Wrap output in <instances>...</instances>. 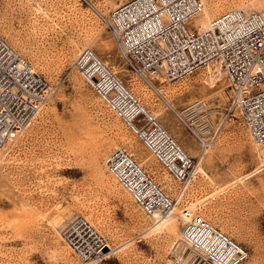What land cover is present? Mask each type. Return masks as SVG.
I'll list each match as a JSON object with an SVG mask.
<instances>
[{
  "label": "rangeland",
  "instance_id": "obj_1",
  "mask_svg": "<svg viewBox=\"0 0 264 264\" xmlns=\"http://www.w3.org/2000/svg\"><path fill=\"white\" fill-rule=\"evenodd\" d=\"M87 1L0 0V35L53 88L36 120L0 150V264H81L64 240L75 217L88 220L115 250L102 264L204 263L181 236L184 205L174 211L173 229L151 233L157 220L108 173L107 158L124 148L172 199L180 194V185L75 69L83 49L93 50L203 167L205 174H196L183 197L194 217L244 246L245 264H264V145L255 144L230 110L226 76L218 81L216 71L202 69L180 82L148 87L129 71L101 19L128 0ZM236 9L263 12L264 0H220L212 18ZM200 21L203 15L191 26ZM199 100L209 111L184 116ZM203 136L213 140L206 151Z\"/></svg>",
  "mask_w": 264,
  "mask_h": 264
},
{
  "label": "built area",
  "instance_id": "obj_2",
  "mask_svg": "<svg viewBox=\"0 0 264 264\" xmlns=\"http://www.w3.org/2000/svg\"><path fill=\"white\" fill-rule=\"evenodd\" d=\"M207 0H128L101 19L129 71L150 88L154 81L180 82L202 69L221 70L229 81L230 110L236 112L256 145L264 144V11L225 13L200 30L191 26L202 15ZM88 3L87 0H83ZM75 69L150 150L165 172L180 185L172 199L164 187L124 148L106 160L108 173L132 195L150 218L169 216L182 204L184 243L204 253L207 264H245L249 251L211 222L194 217L183 200L198 164L146 111L117 74L91 49H83ZM53 88L0 35V150L12 145L48 105ZM199 100L184 116L206 113ZM208 117V116H207ZM209 129L211 123L209 124ZM213 129V128H212ZM206 151L213 140L199 137ZM64 240L81 264H102L110 247L85 218H73Z\"/></svg>",
  "mask_w": 264,
  "mask_h": 264
},
{
  "label": "bare ground",
  "instance_id": "obj_3",
  "mask_svg": "<svg viewBox=\"0 0 264 264\" xmlns=\"http://www.w3.org/2000/svg\"><path fill=\"white\" fill-rule=\"evenodd\" d=\"M211 2V5H209V3ZM219 3H220V0H207L206 1V6H205V10H204V12L202 13V15H203V18H204V21H200V23L199 24H197V27H198V29H200V30H203V29H205L207 26H208V24L210 23V22H212L213 20H215L216 18H212V12H211V10H214V9H216V8H218L219 7ZM233 11H243L242 9H236V10H232V11H229V12H233ZM243 12H245V11H243ZM248 12H250V11H247L246 13H248ZM253 12V11H252ZM228 13V12H227ZM200 17V16H199ZM216 72L217 73H213V74H218V75H214V77L215 78H218V81H221V78L223 77V72L221 71V70H216ZM211 82L213 83L214 82V78H213V75H212V77H211ZM166 103L168 104L169 102L166 100ZM170 104V103H169ZM143 106V105H142ZM168 106V105H167ZM171 107V106H170ZM173 107V106H172ZM143 108L146 110V111H148L144 106H143ZM179 117V116H178ZM164 128V127H163ZM165 129V128H164ZM166 130V129H165ZM166 132L168 133V131L166 130ZM169 134V133H168ZM170 135V134H169ZM262 145H264V144H262ZM261 145V146H262ZM205 152V151H204ZM197 173L199 174V173H203V174H205V171H204V169H203V167L200 165L199 167H198V169H197ZM202 174V175H203ZM206 176V175H205ZM245 178V177H244ZM191 207V206H190ZM177 208V207H176ZM176 208L174 209V211L176 210ZM191 210H192V208H191ZM174 211L169 215V216H163V217H157L156 218V220H157V222L155 223V225H154V229L151 231V233L152 232H156V231H162V230H164V229H168V228H171V229H173L174 228V226H175V224H176V221H177V219H176V217H178L175 213H174ZM181 217H182V213H181ZM185 245V244H184ZM109 246V245H108ZM110 247V246H109ZM187 248V247H186ZM110 249H111V251L109 252L110 254H112L113 252H115V250L114 249H112L111 247H110ZM184 249H185V247H184ZM190 250H191V248H190ZM119 251V250H118ZM191 254H194V256H199L200 258H202L203 259V261H204V259H205V255H204V253L202 252V251H200V250H194V249H192L191 250ZM205 264H207V262H205Z\"/></svg>",
  "mask_w": 264,
  "mask_h": 264
}]
</instances>
